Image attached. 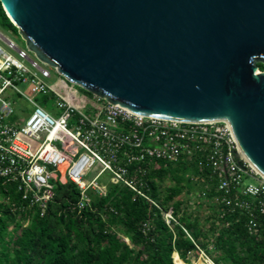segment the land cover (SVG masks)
<instances>
[{
	"label": "water",
	"instance_id": "water-1",
	"mask_svg": "<svg viewBox=\"0 0 264 264\" xmlns=\"http://www.w3.org/2000/svg\"><path fill=\"white\" fill-rule=\"evenodd\" d=\"M27 50L106 102L225 122L264 176V0H0Z\"/></svg>",
	"mask_w": 264,
	"mask_h": 264
},
{
	"label": "built area",
	"instance_id": "built-area-1",
	"mask_svg": "<svg viewBox=\"0 0 264 264\" xmlns=\"http://www.w3.org/2000/svg\"><path fill=\"white\" fill-rule=\"evenodd\" d=\"M0 41L4 44L0 45V183L15 184L29 207L37 206L42 215L54 199L56 183L69 181L81 190L76 207L82 210L91 202L89 191L105 193L109 181L98 182L105 173L111 183L150 200L138 187L143 185L139 176L146 174L144 166L151 170L188 163L198 169L188 177L205 189L197 192L198 198L213 207L215 217L246 213L249 234H258L256 216H264V176L243 155L229 124L145 116L92 94L74 101L60 85L62 81L74 88V84L56 69L32 53L31 57L24 45L19 47L1 34ZM50 69L58 76L53 82ZM26 87L30 95L24 92ZM38 95L53 96L54 113L38 103ZM17 97L24 102L19 108ZM96 165L100 171L87 182L85 177ZM164 216L167 223L176 221L171 212ZM199 253L206 264H215L204 251Z\"/></svg>",
	"mask_w": 264,
	"mask_h": 264
},
{
	"label": "trees",
	"instance_id": "trees-1",
	"mask_svg": "<svg viewBox=\"0 0 264 264\" xmlns=\"http://www.w3.org/2000/svg\"><path fill=\"white\" fill-rule=\"evenodd\" d=\"M0 27L18 35L1 2ZM258 67L264 71L263 64ZM53 99L37 98L50 112ZM15 100L19 108L21 101ZM144 167L146 174L139 176L143 185L138 187L151 201L100 178L99 183L109 181L105 193L89 191L90 204L78 210L81 190L72 182H58L42 215L37 206L22 201L15 184L0 183V264H174L176 253L191 264V255L198 258L199 249L215 264H264V216H256L254 235L248 232L246 213L217 219L211 211L203 217L180 198L194 189L205 190L188 177L198 172L196 167ZM164 212H171L176 221L167 223Z\"/></svg>",
	"mask_w": 264,
	"mask_h": 264
},
{
	"label": "rangeland",
	"instance_id": "rangeland-1",
	"mask_svg": "<svg viewBox=\"0 0 264 264\" xmlns=\"http://www.w3.org/2000/svg\"><path fill=\"white\" fill-rule=\"evenodd\" d=\"M0 34L3 37L7 38V39L13 40L17 44V46L23 47L24 44H23V42L21 41V39H20V37L18 35H15V34H13L10 31L4 30L1 27H0ZM0 45H2L4 47V44L1 41H0ZM30 56L33 57V55L31 53H30ZM50 71H51V74H52V77L50 79V82H53V81L57 80L56 78L58 76H57V74L52 69H50ZM60 85L63 86V88H65V90H64L65 93L70 92L73 95L80 96L81 98H85L84 95H89V92H86L85 90H83L82 88H80V87H78L76 85H74V88H73L71 85H68L66 83H62V81H61V84ZM24 92L30 95V88L29 87H26ZM40 96H43V95H38L37 98H39ZM21 102L24 103L23 101H21ZM53 102H54V100H53ZM51 112L52 113L55 112L54 105L52 106V111ZM61 170L63 171L64 168H61ZM99 171H100V166L99 165H96L87 174V176L85 177L86 178V181L87 182H90L96 176V174ZM108 178H109V176H108L107 173H105V174H103L101 176V180L103 182H106ZM247 182L248 183H255V181L254 180H251V179H248ZM180 198H182L185 201L184 203L188 205V208H190L192 211H195L197 214L202 215L203 217H206L208 215V213L211 212V210H208L207 205H205V203H202L201 199L198 198L197 191L195 189L192 190L190 192V194H186V193L183 194ZM126 241L129 242L128 239H126ZM175 257L176 256L174 255V258ZM191 260H192V263L191 264H206V262H208L207 259L204 256H201V255L198 258H196V257L193 256L191 258ZM175 263L176 264H182L180 262H177L176 258H175Z\"/></svg>",
	"mask_w": 264,
	"mask_h": 264
},
{
	"label": "bare ground",
	"instance_id": "bare-ground-1",
	"mask_svg": "<svg viewBox=\"0 0 264 264\" xmlns=\"http://www.w3.org/2000/svg\"><path fill=\"white\" fill-rule=\"evenodd\" d=\"M69 94L70 97L74 98V101H77V102H80L81 101V97L80 96H76V95H73L72 93L68 92L66 93L65 95ZM176 258H177V255H176ZM177 262H180L182 263L181 260L177 259Z\"/></svg>",
	"mask_w": 264,
	"mask_h": 264
}]
</instances>
